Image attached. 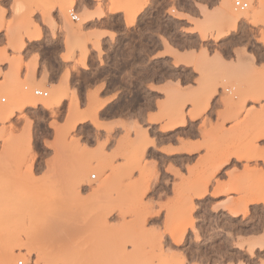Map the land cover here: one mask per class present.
<instances>
[{"label": "rangeland", "instance_id": "1", "mask_svg": "<svg viewBox=\"0 0 264 264\" xmlns=\"http://www.w3.org/2000/svg\"><path fill=\"white\" fill-rule=\"evenodd\" d=\"M226 1L0 0V264H261L264 203L231 212L264 194V13L255 10L263 0L244 11L252 22L227 23L221 36ZM105 15L111 32L86 31ZM140 16L153 17L174 56L175 82L144 97L134 121L111 126L101 114L105 68L124 41L134 45ZM45 28L66 35L58 82L29 73L45 42L27 43ZM88 57L96 71L81 74ZM53 95L63 100L48 108ZM175 99L186 123L168 132ZM146 109L154 112L145 118ZM78 113L86 120L75 124ZM142 131L155 146L137 159L131 143ZM200 182L207 193L196 199L189 187Z\"/></svg>", "mask_w": 264, "mask_h": 264}, {"label": "crops", "instance_id": "2", "mask_svg": "<svg viewBox=\"0 0 264 264\" xmlns=\"http://www.w3.org/2000/svg\"><path fill=\"white\" fill-rule=\"evenodd\" d=\"M94 10L92 9L91 12ZM110 16L105 15L99 18L93 17L88 20L86 31L90 30L88 26L99 25L96 28L98 31L111 32L112 27L107 24ZM145 20V21H144ZM86 22V21H85ZM153 17L140 16L137 22V29L135 33L134 45L124 41L114 53L110 55V62L105 68L104 81L105 90L102 99L106 100V108L101 113L105 123L111 126L118 125L127 119L134 121L137 118L140 106L143 104V98H154L158 89L164 88L168 83H174V56L169 52L166 45L157 34V30L153 27ZM122 32H118V38L122 36ZM65 33L60 30L56 32V36L52 37L49 30L45 28V33L42 39H30L27 45L30 46L32 42L44 41L45 51L40 54L39 64L29 70L30 76L36 74H43L46 72L50 80L56 82L60 79V74L64 73L67 63H63L60 56L65 49ZM40 39V40H39ZM172 43V39L167 38ZM166 39V40H167ZM104 42H109L110 38L104 36L101 39ZM61 48V51H60ZM63 50V51H62ZM96 56V53L93 52ZM79 53L75 52V59ZM91 56V54H90ZM91 58L88 57V68H78L77 71L81 74L96 71L94 65L91 63ZM73 64L71 63L70 67ZM26 74V70L23 71ZM74 72H71V80L74 81ZM92 87L97 84L94 83ZM100 82V80L98 81ZM89 81L87 82L88 88ZM138 95V96H137ZM158 96V95H157ZM137 110V111H136ZM148 109L145 111V118L149 114ZM152 111L151 113H153ZM183 127V126H182ZM182 127L174 128L170 132H175ZM159 129V124H157ZM117 134L118 128L114 129ZM168 131V132H169ZM117 136H119L117 134Z\"/></svg>", "mask_w": 264, "mask_h": 264}, {"label": "bare ground", "instance_id": "3", "mask_svg": "<svg viewBox=\"0 0 264 264\" xmlns=\"http://www.w3.org/2000/svg\"><path fill=\"white\" fill-rule=\"evenodd\" d=\"M226 1V0H225ZM230 1V0H229ZM248 3H249V7L248 8H253V5H252V0H246ZM227 3V4H226ZM231 3V2H230ZM225 4H226V9H227V18H226V21L225 22H223V24H221V26H222V32H221V36H226V35H228L229 33H230V30L231 29H235V27L237 26V24L241 21V20H247L248 22H252V21H250L249 19V13L248 12H240V11H236V10H234V8H233V10L236 12H233L232 10H230V7H229V5H228V1H226L225 2ZM232 5V4H231ZM259 7L257 8H255V10H257V13H264V0L263 1H261L260 2V5H258ZM246 11V10H245ZM74 12V11H73ZM256 12V11H255ZM131 14V13H130ZM130 14H127V16L129 15V18H131L130 19V22L132 21V23H133V20L135 19V16H136V13H134V15H132V17H130ZM77 21H79V18L77 17ZM132 23H130V24H132ZM227 23L229 24L228 26H231V29L230 30H225L224 29V26H226L227 25ZM226 24V25H225ZM232 32V31H231ZM130 38V37H129ZM36 39H38V38H36ZM36 39H34V40H36ZM24 44H22V46H23ZM21 46V47H22ZM242 61V60H241ZM246 63V62H245ZM239 65V64H238ZM226 90V89H225ZM227 91V90H226ZM205 92V91H204ZM179 93V92H178ZM138 96V95H137ZM52 98H54V95L52 96ZM180 99V98H179ZM62 98L60 97V98H54V99H51V102H50V105H48V108H53V107H57V106H60V104H61V102H62ZM176 100V99H175ZM176 103L178 104V107L176 108V110L174 111L175 113H174V115H173V117H171V119H170V122H171V120H172V122L170 123L169 121V124H170V126H169V124H168V128H167V126H166V130L165 131H169V130H172V129H174V128H178V127H182V126H184L185 125V123H186V119L183 117V116H181L183 113H181L180 114V107H179V104H180V102L178 101L177 102V100H176ZM47 104H49V103H47ZM205 104H207L208 105V103H205ZM241 104V105H240ZM200 105V104H199ZM198 105V107H200ZM203 105V104H202ZM238 105H240V108H242L243 107V103H240L239 102V104ZM195 106H197V105H195ZM22 106H20V107H18V108H16V110H11V112H9V117H12L13 116V114H14V112H16L17 110H20V109H22L21 108ZM197 107V108H198ZM181 108H182V106H181ZM196 108V107H195ZM201 108V107H200ZM206 108V106L204 107V109ZM239 108V107H238ZM239 108V110H241ZM203 109V110H204ZM194 110V109H193ZM198 110H201V109H198ZM202 110V111H203ZM137 111V110H136ZM199 112H200V114H201V111H198V113H196V114H194V113H192V115H190L191 116V119H193V118H195L196 119V116L199 114ZM239 112V111H238ZM238 112H236V114L238 113ZM251 113V112H250ZM180 114V115H179ZM142 115H144V114H142ZM77 116H80L78 119L76 118V120H75V124H76V122H78V123H81V122H83V121H85L86 119H85V117H83V116H81V114H79L78 113V115ZM232 116V115H231ZM177 119V120H176ZM227 119V118H226ZM174 120H176V121H174ZM73 121V120H72ZM74 125V124H73ZM142 130V129H141ZM260 135V134H259ZM258 135V136H259ZM260 137V136H259ZM258 137V138H259ZM137 140H135V143H131L132 145L133 144H135V145H133V149H134V147H135V149L137 150V152L139 153V156H136L137 157V159H141L144 155H145V152H146V150H147V148L148 147H152V146H155V143H154V141L149 137V135L147 134V132L146 131H142L141 132V135H139V137L138 138H136ZM137 147V148H136ZM195 148V147H194ZM244 150V149H243ZM194 151H196V150H190V152L192 153V152H194ZM239 151H240V149H239ZM257 151V152H256ZM258 151L259 150H252L251 152H254L253 154H254V157H258V155L257 154H260V153H258ZM134 152H136V151H134ZM137 152H136V154H137ZM236 152H238V151H236ZM236 152H234L233 154H230V156H234V157H236V159L237 160H241V158L242 157H240L239 156V154L237 155V153ZM241 152V151H240ZM250 152V153H251ZM256 152V153H255ZM259 152H261V151H259ZM236 153V154H235ZM239 153V152H238ZM228 154V153H227ZM251 155V158L250 159H253L252 158V154H250ZM260 156V155H259ZM141 157V158H140ZM244 157H245V155H244ZM243 157V158H244ZM247 157H248V155H247ZM247 157H245V159L247 158ZM250 157V156H249ZM249 157H248V159H249ZM261 157V156H260ZM227 158V159H226ZM225 159H224V161L223 162H226V161H228L229 160V158L230 157H226ZM242 158V159H243ZM259 158V157H258ZM221 159V158H220ZM213 160V159H212ZM131 161L134 163V160L133 159H131ZM135 161H138V160H135ZM133 163H128L129 165H133ZM127 164V167L126 168H128V165ZM138 164V163H137ZM214 164V163H213ZM225 164V163H224ZM131 165V168L133 167ZM140 166V165H139ZM124 168V167H123ZM135 168H136V166H135ZM135 168H133V169H135ZM138 168H141V167H138ZM147 168V167H146ZM218 168V167H217ZM122 169V168H121ZM123 170H125L126 171V169L124 168ZM128 171H130V172H128V173H131L132 172V169H130V167L127 169ZM142 170L144 171V173L146 174H149L148 172H149V170H147L146 172H145V169H143L142 168ZM141 170V171H142ZM139 171H140V169H139ZM143 171H142V173H143ZM215 171V170H214ZM123 172V171H122ZM216 172V171H215ZM125 173V172H124ZM145 174H144V176H145ZM192 184V183H191ZM190 184V185H191ZM137 185V184H136ZM189 185V186H190ZM139 186H140V183H139ZM138 185H137V187H139ZM144 187V185L142 186V188ZM143 190H147V186H146V184H145V189H143ZM142 190V191H143ZM189 191H192V195L196 198V199H199V198H202L203 196H205L206 195V193H207V183H193V185H191L190 187H189ZM257 192V191H256ZM144 193V192H143ZM252 194V193H251ZM254 194V196H252L253 198H249V199H239L237 202H236V208L235 209H233V211L231 212L232 213V216L233 217H235V216H238L239 214H246V203H248V202H253V201H256V202H260V203H264V194L263 195H259L258 193H253ZM252 194V195H253ZM259 195V196H258ZM249 197V196H248ZM251 197V196H250ZM190 201V200H189ZM188 201V202H189ZM191 206V205H190ZM191 210H193V206H191ZM240 208V209H239ZM192 221V220H191ZM191 224H192V222H191ZM263 224V223H262ZM190 227L191 228H193L192 227V225H190ZM175 236V235H174ZM182 237V236H181ZM181 241V238L179 239V240H176V243L178 242H180ZM262 245V244H261ZM176 257V256H175ZM178 258V257H177ZM183 262V261H182Z\"/></svg>", "mask_w": 264, "mask_h": 264}, {"label": "built area", "instance_id": "4", "mask_svg": "<svg viewBox=\"0 0 264 264\" xmlns=\"http://www.w3.org/2000/svg\"><path fill=\"white\" fill-rule=\"evenodd\" d=\"M230 2L236 11L243 12L249 7V3L246 0H230ZM70 17L72 21L77 22V15L73 11L70 12ZM33 93L35 96L47 97V93L40 90H34ZM18 264H23V262L20 261Z\"/></svg>", "mask_w": 264, "mask_h": 264}, {"label": "snow or ice", "instance_id": "5", "mask_svg": "<svg viewBox=\"0 0 264 264\" xmlns=\"http://www.w3.org/2000/svg\"><path fill=\"white\" fill-rule=\"evenodd\" d=\"M0 35H2V33H0ZM261 143H264V140L261 141ZM151 195V192H149L146 196H145V199H147V197ZM241 264H255V261L254 260H248V261H244L242 260L241 261ZM261 264H264V260L261 261Z\"/></svg>", "mask_w": 264, "mask_h": 264}]
</instances>
